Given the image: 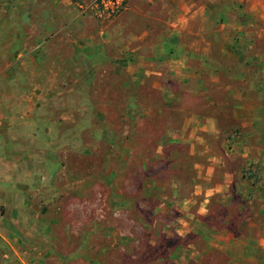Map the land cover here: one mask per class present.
<instances>
[{"label":"rangeland","instance_id":"1","mask_svg":"<svg viewBox=\"0 0 264 264\" xmlns=\"http://www.w3.org/2000/svg\"><path fill=\"white\" fill-rule=\"evenodd\" d=\"M88 1L0 0V264H231L224 240L264 223L263 173L245 178L237 129L190 134L225 90L130 69L144 23Z\"/></svg>","mask_w":264,"mask_h":264},{"label":"crops","instance_id":"2","mask_svg":"<svg viewBox=\"0 0 264 264\" xmlns=\"http://www.w3.org/2000/svg\"><path fill=\"white\" fill-rule=\"evenodd\" d=\"M57 1L67 0H52V5ZM129 4L121 18L128 23L134 19L144 23L134 36L140 44L133 48L135 58L129 68L149 75L163 71L164 66L178 74L192 67L195 86L206 88L205 81H211V86L217 81V88L225 90V98L214 99L211 104L228 106L225 118L212 111L204 117L206 124L197 116L202 124L197 123L190 134L198 136L202 131L218 138L224 129H237L239 136L232 137V147L242 150L240 159L247 157L258 163H246L245 178L255 182L262 173L264 177L259 171L264 167V0H129ZM184 36H192L193 41L182 42ZM177 39L181 41L170 50V43ZM141 42L145 48L150 45V52L142 50ZM199 95L204 99L205 90ZM219 118L227 123L221 126ZM230 180L215 191L233 190ZM257 229V237L251 240L230 235L224 240L223 249L232 253L240 247L244 252L231 255L229 263L264 264V223ZM5 239L0 233V240Z\"/></svg>","mask_w":264,"mask_h":264},{"label":"built area","instance_id":"3","mask_svg":"<svg viewBox=\"0 0 264 264\" xmlns=\"http://www.w3.org/2000/svg\"><path fill=\"white\" fill-rule=\"evenodd\" d=\"M83 12H89L100 19H108L127 10V0H89L80 5Z\"/></svg>","mask_w":264,"mask_h":264}]
</instances>
